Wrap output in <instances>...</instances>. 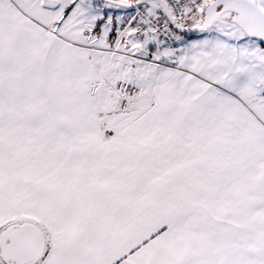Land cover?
<instances>
[{
	"label": "snow or ice",
	"instance_id": "obj_1",
	"mask_svg": "<svg viewBox=\"0 0 264 264\" xmlns=\"http://www.w3.org/2000/svg\"><path fill=\"white\" fill-rule=\"evenodd\" d=\"M0 264H264V0H0Z\"/></svg>",
	"mask_w": 264,
	"mask_h": 264
}]
</instances>
